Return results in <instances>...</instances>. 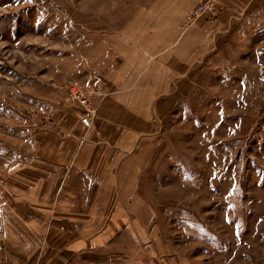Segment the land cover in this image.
Here are the masks:
<instances>
[{"label":"rangeland","instance_id":"rangeland-1","mask_svg":"<svg viewBox=\"0 0 264 264\" xmlns=\"http://www.w3.org/2000/svg\"><path fill=\"white\" fill-rule=\"evenodd\" d=\"M143 1L0 0V171L9 188L23 138L30 143L64 99L77 104L72 85L88 89L106 70L109 33ZM244 8L167 120L151 216L135 212L145 237L117 240L130 252L117 264H264V0ZM6 199L0 193V232Z\"/></svg>","mask_w":264,"mask_h":264},{"label":"crops","instance_id":"crops-1","mask_svg":"<svg viewBox=\"0 0 264 264\" xmlns=\"http://www.w3.org/2000/svg\"><path fill=\"white\" fill-rule=\"evenodd\" d=\"M251 1L217 0L187 27L186 15L204 0H144L109 33L110 64L86 85L101 88L91 126L81 122L84 107L64 99L34 126L30 143L22 140L8 176L0 264H117L129 255L117 240L145 237L135 212L152 202L167 120Z\"/></svg>","mask_w":264,"mask_h":264},{"label":"built area","instance_id":"built-area-1","mask_svg":"<svg viewBox=\"0 0 264 264\" xmlns=\"http://www.w3.org/2000/svg\"><path fill=\"white\" fill-rule=\"evenodd\" d=\"M217 7V0H206L201 3L198 7L188 12L185 18V24L187 27L193 25L197 20L209 11L214 10ZM101 88L98 85L92 86V88L83 89L77 88L76 85H72L70 89V100L76 102L84 107L85 116L81 118V122L87 127L91 126L90 114L93 109L91 107V98L94 95L100 94ZM0 193L4 196H10L11 190L5 182L2 172L0 171Z\"/></svg>","mask_w":264,"mask_h":264}]
</instances>
